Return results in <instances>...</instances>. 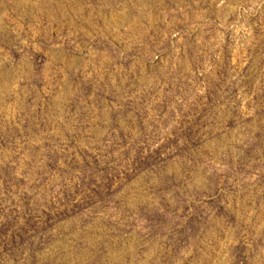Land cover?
<instances>
[{"label": "rangeland", "instance_id": "obj_1", "mask_svg": "<svg viewBox=\"0 0 264 264\" xmlns=\"http://www.w3.org/2000/svg\"><path fill=\"white\" fill-rule=\"evenodd\" d=\"M0 264H264V0H0Z\"/></svg>", "mask_w": 264, "mask_h": 264}]
</instances>
